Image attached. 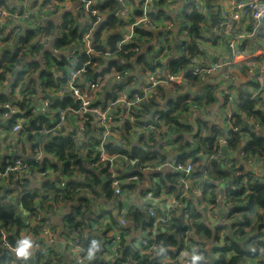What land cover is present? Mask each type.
<instances>
[{
    "label": "clouds",
    "instance_id": "1",
    "mask_svg": "<svg viewBox=\"0 0 264 264\" xmlns=\"http://www.w3.org/2000/svg\"><path fill=\"white\" fill-rule=\"evenodd\" d=\"M96 2L97 0H81L83 7L73 8L71 2L57 5L53 0L45 6L44 0H7L3 9H0L3 11L5 22L11 21L4 29L3 35H7L10 30L15 33L7 44H0V49L11 48L16 37L23 33L25 25L29 22L33 26L44 25L51 16L54 27L50 35L45 36L42 33L38 38V51L22 55L7 69L0 68V93L6 94L0 97V109H7L0 111V156H11L13 153L20 155L19 160H0V206L15 207L12 224L6 225L0 220V264H115L120 255V248L123 244H130L133 237L136 240L133 250L140 258L149 256L161 264H169L170 249L176 246L170 245L165 239H157L156 233L173 231L172 225L182 213L193 229L196 226L193 218L197 212L201 213L200 219L203 223L210 227L217 223L225 224V214L229 212L231 202L225 199L226 178L220 176V172H226L227 179L248 173L250 179L246 183L264 177V149H260L259 155H246L243 149L250 137L241 131L246 124L250 128L252 125H256V128L261 126L253 116L252 108H238L239 93L251 91L244 81L254 78L249 74V68L244 66L246 59L252 54L251 49H243L238 45L247 37L251 46L255 47L257 41L253 38L258 33L262 37L259 42L264 44V0H228L224 3L220 0H196L195 11L203 13L204 17L211 14L212 21L208 22L206 31L201 30L191 37L187 31L183 35L176 34V29L185 23L179 12L181 0L163 6L166 9L165 15L171 17L164 27L172 29L175 42L187 41V44L181 47V54L188 58L187 67L193 70V74L203 72L199 81L188 80L183 84L176 82L181 80L185 66H181L179 71L174 73L166 63L172 55L171 47L160 55H157V52L161 45L155 40L137 41L134 50H126L123 47L132 39L131 33L136 24L145 28L160 27L152 24L150 19V16L156 14L157 4L151 0L143 5L142 0H119L120 9L109 10L115 12L116 23L97 37L94 35L97 25L105 18L107 12H94L91 6ZM13 5H16L15 11L9 14ZM142 6L146 8L147 14L137 17L134 9ZM65 9L71 10V20L68 22H65L61 15ZM121 20L127 25L124 29L120 27ZM16 24H19L18 28ZM246 25H251V30L243 31L242 35ZM73 26L82 39H70L66 47L52 49V54L57 60H60L62 55L66 67L61 69L46 64L44 49L50 47L52 36H60L63 33L67 37ZM112 32L122 33V39L114 45L105 43ZM214 32L221 33L224 37L218 49H213L205 45L202 39H198L209 37ZM2 38L0 36V39ZM149 43L153 46L150 53L146 48ZM172 43L169 38V44ZM92 44L96 45L95 49L90 46ZM224 45L229 46L227 50ZM190 47L191 52L188 51ZM204 48H208V51L201 56L200 50ZM82 52L88 54L86 59L81 57ZM139 53H144L141 63L136 62ZM213 55L222 57L219 64L212 63ZM113 57L118 59L121 65L131 63L132 68L120 73L113 72L104 83L90 87L91 74ZM32 59L39 61V67H28V62ZM94 59L96 63H93ZM49 67L53 76L45 82L37 73L41 68ZM25 68L27 76L13 87L15 73ZM260 72L261 75L255 77L261 81V91L258 94L260 100L254 99L255 93L250 99H253L256 108L264 112V62L260 64ZM114 81H125L126 86L123 90L113 89L112 95L105 100L104 92ZM209 83L211 87L205 93L203 90ZM189 89L190 95L201 96L203 102H197L193 107L186 109L185 117L171 116L163 124L160 121L154 122L151 128L136 127L140 122L153 119L154 109L165 107L163 101L174 95L175 91ZM132 90H135L134 93L129 95ZM66 95L72 97V106L60 110L57 115L49 108V104L52 99ZM97 100L100 101L99 104L94 103ZM21 101L23 107L18 106ZM29 109L31 116L28 119H35L39 113L48 117L38 132L30 131L28 119L18 120L10 132L4 131L14 113H25ZM69 114L77 118L75 123L66 119ZM180 119H184L185 123L177 128L176 122ZM198 120L204 122L203 128L197 126ZM53 121H56L54 126ZM125 121L129 122L130 133L120 127ZM213 126L218 129L215 133L217 138L213 144H209L204 137L213 134ZM24 132H28L33 139L22 136ZM141 133L142 140H138L137 137ZM256 134L264 135V130ZM54 136L68 138L63 150H46L45 145ZM177 137L179 141L173 142ZM36 141V147H30ZM109 141L113 148L124 149L127 154L110 155L105 150ZM95 143H99L100 147L90 151ZM134 143L140 144L143 149V152L135 157L131 151ZM187 150H192V159L187 161L186 166L178 164V153ZM148 151L157 153V157L145 164L144 153ZM25 157L34 158L38 166L45 159L49 163H59L55 169H49L47 172H40L38 169L28 171L23 162ZM61 157L70 158L73 162L79 161V164L74 163L66 173ZM196 157H200L198 161ZM109 159L113 162L112 168L109 169L110 176L122 174L129 168H135L141 174L139 181L133 185L135 190L127 196L118 194L120 187L117 182L114 185L117 195L109 198L102 180L93 183L83 174L82 170L88 167L95 169V174L99 176L100 170ZM241 165L243 170L238 172L237 169ZM171 169H178L190 175L186 180L177 182V191L173 198L167 201L153 199L151 193L158 190L160 184L159 181L150 183L152 172L161 170L163 178L164 172ZM73 175L76 181L87 182L92 191V207L74 216L73 223L79 225L76 228L66 224L64 220L75 203L74 197H67L64 181ZM196 176L200 178L199 183L195 185L197 189L207 181L215 183L216 187L212 193L216 200L214 206L206 201L201 204L199 191H188ZM7 189L11 191H6ZM180 193L191 197L187 208V200L181 203V200L175 198ZM79 194L77 192V195ZM247 199L245 196V203ZM121 200L126 201V204L118 209L117 205ZM101 204L109 210L111 224L115 227H112L107 219L100 220L97 217ZM149 216L155 218V227L145 229L143 221ZM246 218L252 222V226L246 230L247 235L238 236L239 247L245 249L247 254L264 260V234L252 236L255 225L264 222V204L251 208L246 213ZM93 221L96 227L91 226ZM101 224L108 225V230L101 228ZM225 227L227 229L228 225L225 224ZM187 236L192 237L193 232L190 231ZM113 237L117 239L112 249L106 251ZM204 239L199 236L192 239L182 255L175 257L174 264H213L211 244L203 243ZM127 264H136V261L129 257Z\"/></svg>",
    "mask_w": 264,
    "mask_h": 264
},
{
    "label": "built area",
    "instance_id": "2",
    "mask_svg": "<svg viewBox=\"0 0 264 264\" xmlns=\"http://www.w3.org/2000/svg\"><path fill=\"white\" fill-rule=\"evenodd\" d=\"M6 2H7V0H0V9H3ZM37 2H39V0H37ZM52 2H53V0H44L45 6H47L48 3H52ZM54 2L57 5L65 3V2H71L73 8H82L83 7L81 0H54ZM148 2H149V0H142V5L146 4ZM151 2L158 5V7L156 9L155 16H150L151 23L156 24V25H160V27L145 28L141 24H136L134 26L133 32L131 33L132 39L129 40L123 47L129 48L126 50H134L137 47V41L155 40V41H158L159 44L161 45L159 51L157 52V55L162 54L164 51L168 50L169 47H171L172 55H170L166 61L168 67L173 62L179 63V64L188 62V58L181 54V47H182V45L187 44V41L181 40L180 42H175V35L173 34L172 29H169L167 27L162 26V24L165 25L166 23H168L171 20L170 16L165 15L166 9L163 6L165 4H168L169 2H171L172 4H175L177 2V0H164L163 5H159L160 0H151ZM195 2H196V0H181L179 12H180L181 19L184 20L185 23L180 28L176 29V34L183 35L185 33V31H187L188 36H190V32H189V26L190 25H189V22L187 20V15L191 13V11H189V9H192L195 7ZM220 2L224 3V2H228V0H220ZM118 6H119V8H118ZM120 7L121 6L119 3V0H97V2L91 6V8L94 12H98V13L107 12V15L105 16V18L100 22L99 25H97L96 32L98 31L102 35L103 31L106 29L105 27H103V25L107 24L111 20V18L117 19L115 12H112L109 10L111 8H116V9L118 8L117 10H119ZM15 8H16V5H13V8L11 10H9V14H11V12L15 11ZM161 9H162V11L159 12V10H161ZM134 12H135V15L137 17H143L147 14V10L143 6L140 8L134 9ZM201 14L204 17L203 13H201ZM17 15H20V13H17ZM61 15L63 18L65 16H70V18H71V10L65 9L61 13ZM204 18H205V24L201 25V30L206 31L208 22L212 21V16H211V14H209L207 17H204ZM93 19H95V17H93ZM10 22L11 21L5 22V17L3 15V11L0 10V36L3 37L2 39H0V44H7L11 40L12 36L15 34L14 31L10 30L7 35H3L4 29L8 26V23H10ZM120 23H121V25H120L121 29L126 28L127 25L125 24V22L123 20H121ZM48 25H53V19L51 16H49L47 18L46 23L44 25L33 26L31 22L26 24L24 29H23V33L16 37V40L12 43L11 48L0 49V68H3L4 64L2 63V61H4V59H5V53L6 52L9 53L8 54L9 58L14 59V61L11 63H5V66L8 68L10 65L14 64L22 55H27L29 52L34 53V52L38 51L39 47H40L38 38L41 37L42 33L45 36L50 35L48 30H47ZM16 27L18 28L19 24H16ZM26 30L35 32L34 34H36V35L32 38L31 41L24 42V40H26L25 35H24L25 34L24 32ZM250 30H251V25H246L244 27V29L242 30L241 34L243 35V31H250ZM139 31L148 33L150 36L140 34ZM95 33H94V35H95ZM69 34L70 33H68L67 37H65L63 33L60 36H55V35L52 36L50 47L48 49H44V58H45L44 62L46 64L57 66L56 62L59 60H57L53 56L52 49H60V48L55 47L57 41H64L65 45L62 48L66 47L68 40L71 39V37L68 38ZM115 36L118 37L119 41L122 39V33L121 32H116ZM169 38H171L173 41V43L171 45L169 44ZM223 38L224 37L221 35V33L214 32L209 37H203L200 39H202V42L205 45H209L213 49H218L221 46V40ZM76 39H82V38L79 36ZM253 39H255L257 41L255 47L251 46L249 39L247 37H244L239 42V45H238L239 47H241L243 49H251L252 54L249 58L246 59V63L244 66L246 68H249V74L254 77L251 80L244 81V83L247 85V88L251 89V91H242L241 93H239L240 103L238 104V108L241 107L243 100H250L253 102V99H250V97L253 96V93L256 94L254 99L256 101L260 100V97L258 94L261 91V87H260L261 81L256 79L255 77H259L261 75L260 64L262 62H264V44H261L259 42L262 39V37L259 35V33ZM33 41H35V42H33ZM23 42H24V45H22ZM105 43H108V40L105 41ZM90 46L93 47L94 49L96 48L95 44H92ZM31 47H33V49ZM228 47H229L228 45H224L225 50H227ZM146 48H147V51L149 53L153 50V46L151 43L147 44ZM25 49H27V51H25ZM188 51L190 52V48L188 49ZM206 51H208V48L201 49L199 54L201 56H203V53ZM80 55L87 57L88 54L86 52H82ZM142 56H144V53H139L136 56V59H137V57L140 58ZM61 57H62V55H61ZM211 59H212L213 64H219L222 57L217 56V55H213L211 57ZM29 62H34V63L38 64V66H39V61H37L36 59H32V61H29ZM112 62L116 63V65H115L116 68ZM117 63L121 66L122 71H120V72L129 71L132 68L131 63L121 65L119 63L118 59L113 57V58L108 60L107 64H105L103 67H100L98 71H95L91 74V76L89 77V79L91 81L90 87L92 85H99V84L104 83L105 79L107 77H109L110 75H112L113 72L120 73V72H117ZM28 67L37 68V67H31L29 65H28ZM57 67H59V66H57ZM65 67L66 66H64V68ZM125 67L127 69H125ZM201 67H203V66H201ZM233 67H235V65H233ZM59 68L64 69L63 67H59ZM153 70L154 69H150V71H153ZM177 71H179V70H177ZM177 71H175V72H177ZM40 72L53 74L52 69L50 67L49 68H41L37 74L45 82H47V77L40 75ZM27 74H28L27 68L21 69L19 74H18V75H20L19 76L20 79L16 84L13 83V87H15L25 76H27ZM18 75H17L16 79L13 80V82H15L17 80ZM188 77L194 78L197 81H199L203 77V72H201L199 74H193V70L191 68L187 67V65H186L185 71L183 73V76L181 77V80L176 82V83L183 84L185 81L189 80ZM29 79H30V77H29ZM130 79H131V76L129 77V80ZM86 83H87V81H86ZM125 86H126L125 81H119V82L114 81L109 86V88L107 90H105V92H104L105 100L109 99V97L112 95L113 89L123 90L125 88ZM146 87H147V85H146ZM210 87H211V83H209V85L203 91L206 93ZM229 87H232V85H229ZM134 91L135 90H132L129 93V95H132L134 93ZM187 92H189V93H187ZM190 92H191V89H189L188 91H179V93L175 92L174 95L169 96L166 100L163 101V104L165 107L154 109V113H153L154 118L153 119H150L147 122H140L139 124L136 125V127L137 128H142V127L151 128V126L154 122L160 121L163 124L171 116L185 117L186 116V111H185L186 109L193 107L197 102H201V103L203 102L201 96L190 95ZM2 94L6 95L5 93H2ZM187 94H189L190 97L188 99H185L182 102V105L180 106V108L178 110H176L172 113L167 112V109H168L166 106L167 101L175 102L177 99H179L180 97L187 95ZM177 95H180V97L176 98L174 100L170 99V97H175ZM66 98H69L72 100V97L70 95H66L63 98H58V99L54 98V99H52V102L49 104V108L51 110L55 111L58 115L60 110H63L64 108L72 106L70 104L62 105L63 100ZM45 99H48V97H45ZM94 103L99 104L100 101L97 100ZM18 106L23 107V102L22 101L18 102ZM89 107H92V105H89ZM254 110L260 111V109L256 108L255 106H254ZM0 111H7V109H0ZM262 114L264 116V112H262ZM40 115L44 116L48 120V117L46 115H44L43 113H39L35 119H28V117L31 116V109H29L28 112H25V113H19V112L14 113L12 115V117L10 118L9 123H8L7 127L4 129V131L10 132L11 129L13 128L14 124L18 120L28 119V127H29L30 131L31 132H38L39 128L41 126V123H39V124L37 123V121L40 122V120H39ZM233 115H235V113ZM254 117L257 119L258 123L260 124V126H261L260 128H256V125H252V127L250 128L246 124L244 126V128L241 129V131L243 133L247 134L250 137L246 143V146L243 149V151L245 152L246 155H249V154L255 155V154L251 153V151L248 149V144L251 142L252 137L264 136V135H257L256 134L258 131L264 130V118H259L257 116H254ZM66 119L68 121L75 123L77 118L72 116L71 114H69ZM181 120L183 123H185L184 119H181ZM114 122L118 123V121H116V120H114ZM55 124H56V121H53L52 126H54ZM128 124H129V122L125 121V124L121 125L120 127L123 128L125 132L130 133L131 128L128 127ZM197 126L199 128H203L204 122L198 120ZM176 127L177 128L180 127L179 124L176 123ZM101 128L103 130V126H101ZM253 129H255V130H253ZM217 132H218V129L215 126H213L211 129V133H213V134L205 136L204 140L207 141L209 144H213L217 138L215 135V133H217ZM70 135L71 134H69V136ZM22 136H24L30 140L33 139V137L28 132L22 133ZM54 137L67 138V137H63V136H54ZM142 137H143V134L141 133L138 135L137 139L142 140ZM178 141H179V137H177L176 140L173 142H178ZM37 143H38V141H36V143H33L32 145H30V147L35 148ZM165 143H168V142L165 141ZM48 145H49V142L45 146H48ZM108 145H111V141H109ZM99 147H100V144L95 143L91 146L90 151H95ZM133 148H135L136 150H141V151L143 150L141 148L140 144H137V143L133 144L132 149ZM105 150L107 151V145L105 146ZM126 154L127 153H125V154L111 153L110 155L123 156ZM156 157H157V153L150 151V153H147L146 159L144 160V163L148 164L151 161L155 160ZM199 158L200 157H196V160L198 161ZM19 159H20V155L16 154V153L11 154V156H0V160H2V161H9L10 162L11 160H19ZM94 159H95V157H94ZM190 159H192L191 154H189L187 156H182V154L178 153V155L176 157V162L180 165L186 166L187 161ZM23 162L27 165L26 170L31 171L32 169H38V171H40V172H47L49 169H54V165L57 166V163H59V162L49 163L45 159L38 166L36 160L34 158H31V157H25ZM65 164L66 163L63 162V165H65ZM112 166H113V162L111 159L106 161L105 167L100 170L99 176L104 178L103 183L105 184V187L108 185L110 186L113 196L117 195L116 187H114V185H116L117 182L119 183V187H120V192L118 194L121 196H127L128 194H130L131 192H133L135 190L133 185L136 182H138L140 179V177L138 175H136V173H140V172L135 168H129V169H126L122 174H119L116 176H110L109 169H111ZM93 170H95V169H93ZM242 170H243V166L241 165L238 167L237 171L242 172ZM188 175H190V173H185V172L179 171L178 169H171V170L165 171L163 178L170 176L172 178V180L174 181V184L172 185L173 190H170L169 185H167V186L162 185L161 170H156V171L152 172V180H150V183L155 182V181H159V184H160V187L158 188V190L152 191V193H151L153 196V199H163V200L167 201L168 199L173 198L174 194H176V191H177V182L186 180V177ZM221 176L226 178V184L233 180L232 185L229 186L228 188H225V191H224V196H225L226 201L231 202L230 203V210L228 213L225 214V224L228 225V228L226 229L225 224H220V223L212 225L211 227L204 224L203 221L200 219L201 213L197 212L195 214V217L193 218L194 222H196L195 229H193L192 225L186 219L183 218L184 214L182 213L181 217H178L176 219V222L172 225V227L174 229L173 231H171L169 233H165V232H157L156 233L157 239H165V238L172 237V238H175L176 241H178V240L180 241L179 244L177 243L175 248L170 249L171 259L169 261V264H174L175 257L182 255L183 251L188 247V244L191 242V240L195 239V237H197V236L205 238L202 241L203 243H210L211 244L213 264H217L218 262H221V261L228 263L231 260V258L234 256L233 250L229 248L232 245V242L238 243V241H239L237 239L238 236L248 234L246 230L251 228L252 222L246 218V213L250 209L247 206V203L244 202V198H245V196L248 197L250 194H252V191H251L252 187H251L250 183H246V181H248L250 179V176L248 173L239 174V175L231 177L230 179H227V176H228L227 173L225 175H221ZM73 179L75 180V177ZM199 181H200L199 176H196L191 181V186L189 187L188 191L189 192L199 191L201 194V197H202V199L200 201L201 204L205 203V201H206L209 205L214 206L216 203V200L213 197L212 193L216 187L215 183L213 181H207L199 189H197L195 187V185L197 183H199ZM257 181L260 184L264 185V177L257 179ZM64 188H65L66 195L67 196L70 195L71 189H73V188L71 186H69L68 184L64 185ZM6 191H11V190L7 189ZM79 191L81 192L80 194L82 196H84L85 199L88 200L87 202H89L92 205V201H91L92 191H91V189L89 187H84V188H81ZM146 191H151V190H146ZM73 197L77 198V195H74ZM181 197H183V199H181ZM175 198L181 200V203H183L184 200H187L188 204H185V208H187L191 203V197L190 196H184L183 193H180L179 195L175 196ZM54 202L55 201H53V203ZM146 203H151V202L146 201ZM125 204H126V201L121 200L118 202L117 208L119 209L121 206H124ZM83 210H84L83 207H80L78 204H76V208L72 211V214H70V216L67 217L65 222L67 223V221H70L69 225H71L73 228L79 227L78 224L73 223V219H74L75 215H79L81 213V211H83ZM14 212H15L14 206H11V205L8 207L0 206V220H3L6 225L12 224L13 222H11L9 219H7V217H5V215L14 214ZM108 213H109V210L103 207V210L99 211L96 215L100 220L107 219L109 221V223L111 224V216ZM236 217H239L240 219H235ZM91 226L96 227L95 221H93V224ZM111 226L115 227L114 224H111ZM100 227L105 230L106 228H108V225L101 224ZM143 227L145 229L154 228L155 227V218L149 216V218L146 221H143ZM190 231L193 232L192 237L187 236V234ZM205 231H208L210 234L208 235ZM258 233L264 234V222H258L255 225V230L252 232V236L257 235ZM116 239H117V237H113V240L109 241V248L106 251L112 249L113 244H114ZM135 245H136V240L134 237L131 238L130 244H123L122 247L120 248V255L117 257L115 264H127L129 257H132L136 261V264H161L160 261H157L156 259L149 257V256L140 258L138 256V254L133 250ZM126 250H128V254L126 255V257H124V260H123L122 259L123 253ZM65 259L67 260V258H65ZM246 264H264V260H261L257 256L251 255L250 257H248L246 259Z\"/></svg>",
    "mask_w": 264,
    "mask_h": 264
},
{
    "label": "trees",
    "instance_id": "3",
    "mask_svg": "<svg viewBox=\"0 0 264 264\" xmlns=\"http://www.w3.org/2000/svg\"><path fill=\"white\" fill-rule=\"evenodd\" d=\"M163 3H164V0H160L159 5H163ZM161 11H162V9L159 10V12H161ZM64 19L66 22L71 20L70 16H65ZM187 20H188L189 25H190L189 26L190 37L195 35L196 33L200 32L201 31V25L205 24V18L202 16V14L200 12L195 11V7L192 8L191 13L187 15ZM115 23H116V19L111 18V20L107 24L103 25V27L108 28L110 26H113ZM120 25H121V23H120ZM47 30H48L49 34H51L54 31L53 25H48ZM24 33H25L24 35H25V39H26V40H24V42L31 41L32 38L36 35V34H34L35 32L28 31V30H26ZM139 33L143 34V35L150 36L148 33H145L142 31H139ZM95 35L97 37L101 36L100 32H98V31L95 33ZM70 37H71V39H76L79 37V34L77 33V29L75 26H73L72 31L70 32L68 38H70ZM198 39H200V37H198ZM118 41H119V39L115 35L108 37V43L109 44L114 45ZM24 42L22 43V45H24ZM64 45H65L64 41H57L55 47L56 48H62ZM31 48L33 49V47H31ZM124 48L129 49L127 47H124ZM191 51H192V49L190 47V52ZM8 54L9 53H7V52L5 53V59H4V61H2V63L4 64L3 65L4 69H7V67L5 66V63H11L14 61V59H11L8 57ZM81 57L83 59L87 58L85 56H81ZM143 59H144V56H142L140 58L137 57L136 62L141 63L143 61ZM30 61H32V60H30ZM93 63H96L95 59L93 60ZM112 63L114 64V66L116 65L115 62H112ZM56 64H57V66L63 67V68H64V66H66L65 62L63 60V57H61L60 60L56 62ZM187 64H188V62L182 63V64L173 62L169 65V69L172 72H175V71L179 70L181 68V66H186ZM28 65L31 67H37L38 66V64H36L34 62H28ZM115 68H116V66H115ZM125 69H127V68L125 67ZM120 71H122L121 66L117 63V72H120ZM0 75H2V74H0ZM40 75L46 76L47 81L53 76V74L45 73V72H40ZM19 76L20 75H18L17 80L15 82H13L14 84H16L19 81V79H20ZM188 79L193 80V81H197L196 79L191 78V77H188ZM175 92L179 93V91H175ZM3 96H5V95L0 93V97H3ZM189 97H190V95L187 94V95L180 97L175 102L167 101V105H166L168 108L167 112L172 113V112L178 110L180 108V106L182 105V102L185 99H188ZM67 104L72 105V100L69 98L64 99L62 105H67ZM245 108H252L253 116H257L259 118H264L262 112L254 110V104L252 101L243 100L240 109H245ZM169 119L170 118H168V120ZM39 120H40L41 124H43L44 122H47V119L42 115L39 116ZM176 123L179 124V126L184 124L181 119L178 120ZM67 143H68V138L53 137L52 140L49 141V145L45 146V148H46V150H48L50 152H55L57 149L63 150ZM248 149L251 151V153H253L255 155H259L260 149H264V136L252 137L251 142L248 144ZM107 151L110 154L111 153H116V154H125L126 153V151L124 149L113 148L112 145H107ZM131 151H132L133 157H135L137 154L143 152V150L142 151L136 150L135 148H133ZM191 151L192 150H187L186 152L181 151L180 154H182V156H187V155L191 154ZM147 153H150V151L144 153V160L146 159ZM57 154H59V153H57ZM61 159L63 160L64 163H66L65 165H63L66 173L70 168L73 167L74 163L79 164V161L73 162L70 158L69 159H63V157H61ZM55 167H57V166L54 165V168ZM82 171H83V174H86L87 177L93 183H97L100 181L98 179V176L95 174V170H93V169L90 170V169L85 167ZM225 174L226 173L223 171L219 173L220 176L225 175ZM136 175H138L141 178L140 173H136ZM74 177L75 176L73 175L70 179L68 178L69 179L68 185L73 188V189H71L70 195L67 196L68 198H73L74 195H77V192L81 193L79 191L81 188L89 187L91 189L90 185L87 182L76 181L73 179ZM165 181H167L166 184H165ZM161 182H162V185H164V186L169 185L170 190H173L172 185L174 184V181L172 180V178L170 176H167L165 178H161ZM250 185L252 187V189H251L252 194H250L248 196V199H247V206L249 207V209L253 208L254 206L259 207L262 204H264V185L260 184L257 180L252 181L250 183ZM104 189H105L106 194L109 195V198H111V196H113V194H112V190H111L110 186L108 185ZM79 195H81V194H79ZM53 201H55V200L53 199ZM75 204H78L80 207H83L84 210L86 208L92 207V205L89 202H87V200L85 199L84 196H80L79 199L75 198ZM5 217H7V219H9L11 222H13V214H7V215H5ZM69 223H70V221H67L66 224H69ZM107 230H108V228L105 229V231H107ZM205 232L208 235L210 234L208 231H205ZM165 240L170 245H175V246L177 245V241L175 240V238L169 237V238H165ZM229 248L233 250L234 256L231 258V260L228 263L221 261V262H218L217 264H246V259L251 256V255L247 254V251L245 249H241L239 247V241H238V243L232 242V245ZM127 254H128V250L124 251L123 257H122L123 260ZM252 256H255V255H252Z\"/></svg>",
    "mask_w": 264,
    "mask_h": 264
},
{
    "label": "crops",
    "instance_id": "4",
    "mask_svg": "<svg viewBox=\"0 0 264 264\" xmlns=\"http://www.w3.org/2000/svg\"><path fill=\"white\" fill-rule=\"evenodd\" d=\"M162 26H164V25L162 24ZM55 168H56V167H55ZM55 168H54V169H55ZM86 168H88V167H86ZM88 169L92 170L91 168H88ZM98 179L104 181V178L101 177V176H98ZM68 180H69L68 178H65L64 185H67V184H68V183H67ZM103 187L105 188V184H104V183H103ZM80 196H82V195H77V198H76V199H79ZM86 200H87V199H86ZM87 201H88V200H87ZM52 202H53V201H52ZM75 208H76V204L73 203L72 206H71V209H70L69 213L65 216L64 220H66L67 217H69L70 214H72V211H73ZM102 210H103V205L101 204V206H100V211H102ZM65 223H66V222H65Z\"/></svg>",
    "mask_w": 264,
    "mask_h": 264
},
{
    "label": "water",
    "instance_id": "5",
    "mask_svg": "<svg viewBox=\"0 0 264 264\" xmlns=\"http://www.w3.org/2000/svg\"><path fill=\"white\" fill-rule=\"evenodd\" d=\"M118 8H119V6H118ZM118 8H117V9H118ZM19 72H20V70H18V71L15 73V79H16L17 75L19 74ZM15 79H14V80H15ZM187 93H189V92H187ZM106 94H107V93H106ZM179 97H180V95H177V96H175V97H170V99H171V100H174V99L179 98ZM48 99H49V98H48ZM56 99H58V98H56ZM232 183H233V180L230 181V182H228V183L226 184V188H228L229 186H231Z\"/></svg>",
    "mask_w": 264,
    "mask_h": 264
},
{
    "label": "rangeland",
    "instance_id": "6",
    "mask_svg": "<svg viewBox=\"0 0 264 264\" xmlns=\"http://www.w3.org/2000/svg\"><path fill=\"white\" fill-rule=\"evenodd\" d=\"M116 34V32H112L109 36H113V35H115ZM98 213V212H97Z\"/></svg>",
    "mask_w": 264,
    "mask_h": 264
}]
</instances>
